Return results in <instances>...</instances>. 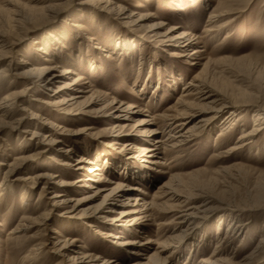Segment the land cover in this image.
Returning <instances> with one entry per match:
<instances>
[{
    "label": "bare ground",
    "instance_id": "bare-ground-1",
    "mask_svg": "<svg viewBox=\"0 0 264 264\" xmlns=\"http://www.w3.org/2000/svg\"><path fill=\"white\" fill-rule=\"evenodd\" d=\"M11 1L10 4L14 6V10L4 11L5 15L3 16L6 18L7 28L3 31L0 30V92H4L0 100V152L8 142L9 138L6 137L15 135L20 139L22 148L26 144L24 143L25 140L30 137V142L37 145L41 152L47 153V149L43 147L48 144L52 148L50 150L61 154L58 157L63 159L55 157L50 159V165H52L53 170H58L57 172L46 171L37 176L30 174L23 176L27 173L28 161L33 158L32 156L20 154L15 156L12 162L3 165L8 168L4 173L6 177L11 179L15 175H22L14 181L23 182L26 185V189L21 194V208L24 213L18 226L9 233L11 236L9 239L17 243L20 250H23L28 246L26 238L22 241V237V240H18L19 237L14 239V236L16 234L17 236L18 234L28 235L38 227L41 229L44 238L42 241H38V244L34 245L33 249L27 253L24 258L25 264H30L33 256L39 257L42 254L56 258L55 260H58L56 264H123L120 260L102 259L98 254L79 251L77 244L80 239L76 237L64 240L63 232L54 224L59 222V218L60 220L74 219L83 224L88 223L89 227H95V224L105 226L106 232L99 230L97 234L114 245L115 250L118 249L115 252H128L132 256L131 259L146 260L148 264H173L172 259L175 256L177 258L181 248L190 243L189 240L199 226V219L207 221L210 216L202 217L204 211L197 205L193 195H183V197L176 193L175 187H181V181L180 176L170 175L169 171L172 168L169 167L171 164L169 158L182 153L185 150L184 147L199 141L217 116L232 109L234 105L230 100L216 92L207 77L208 66L212 62L208 58L207 43H202L203 38L191 32V29H187L188 25L171 26L165 30L167 24L163 20L151 24V20L157 15L151 12H142L146 6L137 1H134L135 4L132 5L134 9L129 13L128 7L131 6L130 1L132 0H83L79 6L92 8L89 14L70 10L72 6H64V0ZM69 1L73 3L76 0ZM178 1L181 2V0ZM190 1L193 2L194 0ZM229 1L231 0L228 2L219 0V5L209 13L207 25L203 32L206 34L204 38L211 36L213 28L218 27H215L216 23L219 24L222 18L241 12L237 11L236 13L234 10L237 8L233 9ZM204 5L209 6L208 2H204ZM176 6L180 7L178 2ZM238 10H242V8ZM100 16L114 20L118 27L126 28L131 34L129 36L131 41H133L129 43L137 46L140 50H146L150 43L170 46L169 48L174 51L175 56L185 58L188 66L199 69V71L190 82L179 89L184 76L177 75L175 77V72L170 71L166 80L160 70L161 57H155V59L148 56L150 65L157 67L160 72H157L158 81L156 84L147 82L142 86L141 91H133L134 97L139 99V102L119 101L117 98L109 97L107 92L97 90L93 87L94 82H87L85 76L79 72V70L88 67L94 71L102 70L104 73L106 69L103 63L97 64L89 56L75 53L73 47L69 48L68 42L70 44V41L65 42L66 39H62L64 32L68 36L72 33L78 46L86 38L88 42L94 44V50L100 54L105 53L109 60L121 64L125 60L128 63H134L132 55L129 53L130 44L126 40H122V37L116 36L117 45L113 49L101 45L97 42L99 41L98 38H94L90 34L92 30L89 29L90 26L86 25V19H90L89 25H94L98 30H102ZM123 16L125 18H122ZM61 17L67 19L64 21L66 26H63L62 33L53 31L43 39L32 37L29 50L33 52V55L29 57L28 53L24 52L19 60L13 59L22 51L23 41L36 29V23L47 22L52 18L60 19ZM229 24V21L223 23L219 25V29L226 28ZM73 29H76V32ZM141 30L148 32L144 42H139L136 38L142 33ZM16 31L22 32V35L24 33L23 37L25 36V38L17 34ZM117 31L121 32V29L119 28ZM57 33L59 35L55 36ZM198 44H203V47H198ZM68 59H70V63H66L69 61ZM79 64L81 67L77 66ZM142 64L143 60L141 66ZM149 78H151L150 74ZM7 80H11V83L6 86ZM163 83H166V87H163L165 85ZM20 85L21 87H19ZM148 89L157 95L156 101L159 96L162 97L164 91L172 93L170 96L178 91L175 105L159 113H151L145 110L147 106H144V109L139 103L145 102L144 99L147 94L143 92H147ZM100 104L106 105L95 112L93 108ZM35 105H44L51 113L56 112L59 115L77 119L81 116L86 120L88 119L86 116L89 115L92 125L107 121L108 117L106 116H109L107 112L114 111L110 113V120H118L116 121L118 125L104 129V132L110 133V138L118 143L117 145L120 146L118 152L116 154L113 152L103 161L96 160L94 163L84 155H79L74 159L75 154L84 149L81 146L71 144L59 151V146L65 145L67 142L64 135L68 134L70 130L65 127H58L54 122L59 119L53 114L50 115L55 119L54 122L46 119L44 115L34 113L31 107ZM230 113L231 116L226 119H231V121L226 123L225 127L217 133L216 147L218 142L227 138L234 127V122L238 119L237 111L232 110ZM134 114H142L144 118L135 121L132 116ZM256 115L254 128L239 136L238 141L230 149L231 152L242 150L254 143L255 136L263 130L264 113ZM43 122L45 126H43ZM92 129L91 127L84 128V130ZM4 133L7 136H3ZM113 154L115 156L118 154L120 157L118 155L114 157ZM139 161L148 164V167L140 164L139 167L135 166ZM149 170L169 176L166 182L158 186L157 192L151 197V201L147 200L148 192L138 186L132 188L126 184L127 181L139 180L142 184L154 185L156 179L152 177ZM118 174L124 177V181L117 179ZM97 175L98 179L93 180L92 178ZM8 181L6 179V182ZM41 185L43 187L40 198L44 197L43 194L53 191L52 196L41 207H36L37 205L31 207L29 203L30 194L33 193L32 190ZM4 186L8 189H3L0 186V204H2L10 188L6 186V183ZM82 189H88L94 193L75 200L74 193H78ZM129 190L137 191L140 194L129 195L127 194ZM97 201H100V204L90 208L89 214L82 211L86 204ZM117 210L120 212L116 213ZM113 213L118 214V216H111L110 214ZM157 213L159 216L172 214L170 223L181 231L177 233V230V234L171 235L164 242L152 238H147L142 243L137 242V240L126 239L125 235L129 233L140 231L147 233L150 230V225L147 223L155 224L158 222ZM2 221H0V228L5 229V222ZM233 223L234 221H231V226ZM157 226L161 229L162 225ZM242 226L246 225L240 222L234 224L226 232L224 241L233 235L237 237ZM218 230H221V227ZM115 232H118V235L115 236L113 234ZM261 243L264 246V239ZM219 250L220 245L218 243L216 251L212 254V259H203L199 264H251L255 257L254 253L241 263H235L232 261L233 259L227 260L221 258V255L219 257ZM193 254L194 251L192 254L187 253L184 257L186 259L184 260L185 264H193L191 263ZM101 259L102 262H100ZM135 264H143V262Z\"/></svg>",
    "mask_w": 264,
    "mask_h": 264
},
{
    "label": "rangeland",
    "instance_id": "rangeland-1",
    "mask_svg": "<svg viewBox=\"0 0 264 264\" xmlns=\"http://www.w3.org/2000/svg\"><path fill=\"white\" fill-rule=\"evenodd\" d=\"M82 1L83 0H76L71 3L69 0H64L63 3H65L64 6H72L70 10L89 14L92 8L88 6H79ZM132 1H130L131 6L129 5L128 7L130 10L129 13L134 9V7H132V5L135 4L134 1L140 2L142 5L146 6V9H143L142 12H151L157 15L151 20V24L163 20L167 24L165 30L169 29L171 26L180 27L188 25L187 29H191V32L203 38L202 43H207L208 58L212 61L211 65L208 66L207 77L210 79L209 81L216 92L230 100L232 105L234 104L232 109L217 116L208 126L205 134L201 136L199 141L184 147L185 150L182 153L170 156L169 158V161H171L169 167L172 168L169 171L170 175L180 176L181 187H175L176 193L182 196L193 195L192 197H195L197 205L200 206L202 208L201 210L205 213H202V217H205V215L206 217L210 216L207 221L201 218L199 219V226L191 237V240H189L190 243H188L187 246L184 245L181 250L179 249L180 255L172 259L173 264H185L184 260L186 259L184 257L187 253L192 254L193 251L194 254L191 256L193 257L191 260L193 264H199L203 259H212V254L216 251L218 243L220 245L218 255L219 257L221 255V258L227 260L233 259V262L241 263L245 258L255 253V257L251 264H264V246H262L263 244L261 243L264 239V125H262L263 130L255 136L254 143L242 150L230 151L242 133L248 132L254 128L256 114L264 113V0L229 1L233 9L237 8V10H234L236 13L237 11L241 12L222 18L219 24L216 23L215 27H218H216V29L213 28L214 30L208 38H204L206 35L203 33L205 31L204 28L207 25L206 22L208 21L209 13L219 5V0H194L193 2L190 0H181V2L178 0ZM225 1L228 2V0ZM177 2L180 7L176 6ZM204 2H208L209 6H205ZM10 3H12L11 0H0V30L2 31L7 28L6 18L3 16L5 15L4 11L14 10V6ZM13 4L15 3L13 2ZM241 8L242 10H238ZM122 18H125V16ZM99 19L102 30H98L94 25H89L91 23V21H89L90 19L84 20L87 22L86 25L90 26L89 29L92 30L90 34L94 38H98V43L107 46V48L111 47L114 49L117 45L116 36L122 37V40H126L128 43L131 41L129 37L131 34L126 28L118 27L114 20L105 19L102 16H100ZM65 20H67L66 17H61L60 19L52 18V20L47 22L36 23V29L26 38L25 36L23 37L24 33L22 35V32L16 31V33L25 38V40L22 44V51L13 59L19 60L24 52H27L29 57L33 55V52L29 50L32 37L43 39L49 36L53 31L62 33L63 26H66V22L64 23ZM228 21L230 23L229 26L219 29V25ZM119 28L121 32L117 31ZM73 31L76 32V29H73ZM141 32L142 33L136 38L139 42H144L148 32L147 30H141ZM58 33L55 36H58ZM62 39H66L64 40L65 42L70 41V44L68 42V45H70L69 48L73 47L75 53L77 52V54L89 56L92 60L94 59L97 64L103 63L106 69L104 73H102V70L94 71L88 67L79 70V72L85 76L87 82H94L93 87L97 90L107 92L109 97L117 98L119 101L139 102V99L134 97L133 91H141L142 86L147 82L156 84V81H158L156 76L158 74L157 72L160 71L157 67L150 65L147 59L148 56L154 58L161 57L160 70L165 79L170 71L175 72V77L177 75L184 76V80L180 83L179 89L190 82L199 71V69L197 70L188 66L185 58H178L175 56L174 51L169 48L170 46H160L156 43H150L147 49L142 51L137 46L129 43V53H131L134 63H128V61L125 60V62L121 64L109 60L108 57L106 58L105 53H98L93 49L94 44L88 42L86 38L82 40V44L79 45L80 48L74 41L72 33L68 36L64 32ZM198 47H203V44H198ZM68 60L69 61H66V63L71 62L70 59ZM142 60L143 64L141 66ZM77 66H80V64ZM140 68L141 70H139ZM149 74L151 78H149ZM73 77H71V79H74ZM10 83L11 80H7L5 84L7 86ZM163 84H165L163 87H166V83ZM19 87H21V85ZM143 93L147 94V97L144 99L145 102L142 101L139 104H141L144 109V106H147L145 110L151 113H159L175 105L179 92L177 91L173 96H170L172 93L164 91L162 97L159 96L157 101V95L153 94L151 89ZM3 95L4 92H0V100ZM24 103L26 104L27 102ZM104 105L106 104H100L94 107L93 110L95 109V112L99 111ZM31 109L34 113L44 115L46 119L54 122L55 119L50 115L53 114V116L59 119L54 122L58 127H65L70 130L68 134L64 135L67 142L65 145L59 146V151H62V148H67V146L71 144L83 147L85 150L83 149L80 150V153H76L74 159L79 155H84L95 163L96 160L103 161L105 157L111 155L113 152L116 154L120 148V146L117 145L118 143L110 138V133L104 132V129L111 128L113 125H118L116 122L118 120H110V113L114 111L107 112L109 114V116H106L108 117L107 121L92 125L90 124L89 115L86 116L88 119L85 120L81 116V118L79 117L77 119L59 115L56 112L51 113L44 105H35L31 107ZM232 110L237 111L238 119L235 117L237 120L234 122L233 129L225 140L218 142L216 147V140L218 138L217 133L225 127L226 123L231 121V119L227 120L226 118L231 116L230 112H232ZM132 116L135 118V121L144 118L142 114H134ZM44 124L43 122V126H45ZM90 127L93 129L84 130V128ZM3 136H7V134L4 133ZM6 138H9L8 142L4 146L2 152H0V162H2V165H0V186L3 189H8L4 186L6 183V186L10 188L2 204H0V221L3 220L2 222H5L4 224L6 227L5 229L0 228V264H25V256L33 249L34 245L38 244V241H42L44 234L40 231L41 229L39 227L31 233H28V235L18 234L17 236L16 234L14 239L19 237L18 240H22V237V241H24L26 238L25 240L28 246L23 250H20L17 246L18 244L9 239L11 237L9 233L18 226L24 213L21 208V194L23 190L26 189V185L23 182L14 181L22 175H15L11 179L6 177L4 173L8 168L3 165L12 162L13 158L20 154L32 156L33 158L28 161L27 173L23 176L28 174L37 176L46 171L57 172L58 170H53L52 165H50V159L54 157L58 159L63 158L58 157L61 154L50 150L52 148L48 144H45L43 147L47 149V153L44 154L43 151L41 152L38 149L37 145L30 142V137L25 140L24 143L26 144L23 145V148L20 146V139L15 135ZM116 156L114 155V157ZM118 156L120 157V155ZM101 164H103V162H101ZM139 164L148 167V164L142 163L141 161L135 166L139 167ZM149 171L152 177L156 179L155 183L153 182L154 185H145L140 183L139 180L127 181L126 184L130 185L132 188L138 186L148 192L149 195L147 196V200L151 201V197L157 192L158 186L166 182L169 176L160 175V173L154 170ZM61 172L67 173L65 171ZM116 177L124 181V177L121 176V174H118ZM6 179L11 182H6ZM92 179L97 180L98 175ZM42 187L43 185L32 190L33 193L30 194L31 197L29 201L31 207L36 205V207H41L44 202L52 196L53 191L43 194L44 197L40 198ZM93 193L94 192L88 189H82L80 192L74 193V198L78 200L85 195ZM138 193L139 192L134 190H129L127 192V194L133 196H136ZM99 204L100 201L86 204L82 208V211L89 214V209ZM118 212H120V210L116 211V213ZM116 213L110 215L116 217L118 216ZM171 216L172 214H163L161 216L158 214L157 223H147L150 225V230H148L147 233L140 231L137 233H129L125 235V237L126 239L137 240V242L141 243L147 238L164 242V240L171 235L181 231L178 230V227H175L174 224L170 223L172 220ZM220 221H222V223H220ZM231 221H234L232 226L230 224ZM238 222L244 223L246 226L240 228L237 237L233 235L227 241H224L226 232ZM157 225H162L161 229H159ZM219 225H221V230H218L220 228ZM54 226L63 232L64 240L73 237L80 239V242L77 244L79 248L77 249L81 252H92L100 255L102 259L113 258L115 260H120L123 264H135L137 262L148 264L146 260L141 261L137 258L131 259L132 256L128 254V252H115L118 249L115 250L114 245L102 239V237L97 234L99 230L106 232L105 226H102V224H95V227H89L90 225L88 223L83 224L79 220H60L59 218V222L54 224ZM177 230L178 232L176 233ZM113 234L116 236L118 232ZM55 259L50 257V255L42 254L39 257L33 256L30 264H56L58 260ZM102 259L100 262H102Z\"/></svg>",
    "mask_w": 264,
    "mask_h": 264
}]
</instances>
